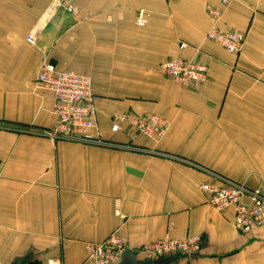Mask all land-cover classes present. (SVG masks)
<instances>
[{
	"label": "crops",
	"instance_id": "crops-1",
	"mask_svg": "<svg viewBox=\"0 0 264 264\" xmlns=\"http://www.w3.org/2000/svg\"><path fill=\"white\" fill-rule=\"evenodd\" d=\"M214 26L246 35L240 55L206 39ZM44 58L91 77L99 129L140 150L45 135L56 116L35 83ZM168 60L207 66V81L166 78ZM128 113L163 118L165 137L112 132ZM218 177L264 190V0H0V264H94L88 247L114 233L146 264L143 246L189 237L201 252L167 264H264V228L239 232L200 191Z\"/></svg>",
	"mask_w": 264,
	"mask_h": 264
},
{
	"label": "built area",
	"instance_id": "built-area-1",
	"mask_svg": "<svg viewBox=\"0 0 264 264\" xmlns=\"http://www.w3.org/2000/svg\"><path fill=\"white\" fill-rule=\"evenodd\" d=\"M222 3L227 4L228 0H222ZM65 10L72 15L78 13V8L74 5L67 6ZM209 12L214 20H219L222 16L217 9L209 8ZM148 23L149 14L140 11L136 18L137 26L145 27ZM206 39L220 44L231 54L240 55L246 35L214 26L208 31ZM27 42L32 46L37 45L36 36L29 34ZM187 47L186 44L180 46L181 49ZM160 70L166 78L195 89L204 84L209 76L207 66L185 60H168L160 66ZM35 83L38 89L49 91L55 97L53 113L56 116V123L51 130L44 132L52 140L97 147L139 149L135 146L116 144L108 140L99 129L91 77L59 71L53 63L44 58ZM113 119L114 125L111 130L114 133L121 131L120 123L127 124L135 135L145 136L156 143H159L167 133V121L157 115L116 114ZM200 191L208 198V204L214 210L221 213L233 210L234 226L239 232L249 234L264 228L262 186L250 189L245 184L218 177V183L202 184ZM115 214L121 220H125V216L119 210H116ZM202 244L201 237L164 239L143 246L140 253L148 262L179 256L190 258L201 252ZM126 252L127 242L114 233L105 241L88 247L87 261L94 264H118Z\"/></svg>",
	"mask_w": 264,
	"mask_h": 264
},
{
	"label": "water",
	"instance_id": "water-1",
	"mask_svg": "<svg viewBox=\"0 0 264 264\" xmlns=\"http://www.w3.org/2000/svg\"><path fill=\"white\" fill-rule=\"evenodd\" d=\"M175 259L176 257H171L165 260H160L149 264H167ZM118 264H146V263L140 262L134 253L126 252L123 254L122 259Z\"/></svg>",
	"mask_w": 264,
	"mask_h": 264
}]
</instances>
